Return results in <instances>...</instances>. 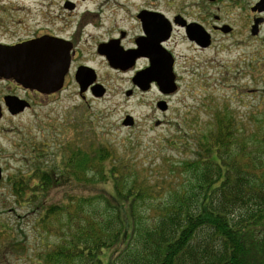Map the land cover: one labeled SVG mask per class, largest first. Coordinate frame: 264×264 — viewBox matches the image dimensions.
<instances>
[{
  "label": "trees",
  "instance_id": "1",
  "mask_svg": "<svg viewBox=\"0 0 264 264\" xmlns=\"http://www.w3.org/2000/svg\"><path fill=\"white\" fill-rule=\"evenodd\" d=\"M243 121L225 106L205 131L170 141L185 159L162 182L129 156L132 146L117 156L91 131L77 129L49 163L33 147L29 173L14 184L40 241H58L39 254L43 264H104L106 250L110 264H264L255 236L264 228V117L251 129ZM86 189L95 194H69ZM53 191L66 197L56 202Z\"/></svg>",
  "mask_w": 264,
  "mask_h": 264
},
{
  "label": "rangeland",
  "instance_id": "2",
  "mask_svg": "<svg viewBox=\"0 0 264 264\" xmlns=\"http://www.w3.org/2000/svg\"><path fill=\"white\" fill-rule=\"evenodd\" d=\"M65 1L6 0V3L14 16L22 21L19 36L23 38L39 31L68 38L80 31L78 27H84L79 53L82 62L96 72L106 94L102 98L88 96L83 100L72 78L65 90L48 104L44 103L35 115L26 114L11 122L17 130L4 144V149L9 151V157L3 161L6 178L11 180L29 173L27 160L33 147L45 149L51 155L49 163L55 160L53 157L61 142L74 137L77 129H83L91 131L95 140L99 137L110 144L117 156L124 157L132 146L133 152L129 156L143 161V167L151 177L162 182L170 166L175 167L185 159L184 152L173 149L169 142L188 138L194 129L205 131L216 109L232 108L244 119L243 124L248 129L264 117V27L255 36L252 33L249 36L248 32L241 35V21L235 11L226 19L239 26L231 37H217L215 44L207 50H198L187 41L179 43L176 47L178 91L165 99L168 110L163 112L157 107L161 97L156 91L127 96V92L134 89L131 83L134 71H112L95 54L98 43L116 37L119 29L123 28L131 36L137 34L132 16L137 10L134 5L141 6L143 1L69 0L75 5L73 11L64 8L68 3ZM13 8L20 10L13 12ZM67 23L72 27L69 28ZM178 39L182 40L183 36L179 35ZM127 116L134 119L132 127L123 125ZM58 193L53 191L51 196L55 197L54 201L61 202L66 195L62 191ZM69 194L90 196L95 192L86 189ZM30 210L20 212L22 216L26 215L24 231L28 247L23 260H11L12 264H43L39 254L58 244L55 238L48 236L45 237L47 248L40 241L38 232L33 229L36 216L33 213L29 216ZM259 230L255 236L264 243V228ZM112 254V250L103 252L104 264H110Z\"/></svg>",
  "mask_w": 264,
  "mask_h": 264
},
{
  "label": "flooded vegetation",
  "instance_id": "3",
  "mask_svg": "<svg viewBox=\"0 0 264 264\" xmlns=\"http://www.w3.org/2000/svg\"><path fill=\"white\" fill-rule=\"evenodd\" d=\"M69 0H66L68 2ZM141 6L137 8L132 16L135 22L137 34L131 36L126 30L119 29L116 37L110 38L108 42L98 43L96 57L107 64L112 71L126 72L134 71L131 80L134 93L148 94L156 91L161 97L160 102L172 95H165L161 92L158 84L152 82L148 91H143L140 81L134 82L137 75L153 66L154 54L149 52L150 46L159 47L160 51L157 62L166 65L172 57L174 61V72L177 74L179 56L176 47L185 41L198 50L210 49L215 44L217 37L227 38L234 35L238 30L237 26L226 19L236 11L237 18L241 21L243 33L253 32V27L258 23V34L264 27V0H142ZM68 2L64 8L68 11L75 9L74 4ZM121 4V3H120ZM20 9L13 8V12ZM237 24V23H236ZM22 21L14 16L6 0H0V47H16L22 43L42 39L44 37L59 38L70 42L71 68L65 78L63 92L68 81H73L78 86L79 96L86 100L88 96L96 98L103 89V84L96 79L87 91L81 94L80 84L76 80V73L80 67L91 66L82 62L78 45L84 33V27H78L79 32H74L68 38L57 35L53 32L39 31L36 35L28 38L19 36L22 31ZM67 26H72L67 23ZM239 27V26H238ZM67 28V27H66ZM82 31V32H81ZM201 31L205 34L201 36ZM183 36L182 40L178 36ZM210 42L209 47L204 43ZM107 45V46H105ZM101 46H105L102 48ZM102 49H101V48ZM112 51H116L115 63L117 66L128 67V69L113 68L108 57ZM73 76V77H72ZM97 76V75H96ZM98 78V77H97ZM100 85V86H99ZM44 94L38 90L27 88L14 79H8L0 75V264H12L11 260L20 262L27 250L24 225L26 215H21V210H26V192L17 188L14 179L6 178L3 161L9 157V151L4 149L7 137L16 132L11 122L26 114L35 115L38 110L55 99L59 93ZM106 94V92H105ZM131 95V96H132ZM167 103V102H166ZM17 145V144H15ZM16 147V146H15ZM33 215L30 212L29 216ZM12 218V219H11Z\"/></svg>",
  "mask_w": 264,
  "mask_h": 264
},
{
  "label": "water",
  "instance_id": "4",
  "mask_svg": "<svg viewBox=\"0 0 264 264\" xmlns=\"http://www.w3.org/2000/svg\"><path fill=\"white\" fill-rule=\"evenodd\" d=\"M203 32L201 31L202 37L206 34H203ZM252 34L254 36L258 34L257 22L253 27ZM203 45L207 48L210 46V42L207 41ZM71 50L70 42L51 37L28 41L16 47L2 46L0 47V75L8 79H14L27 88L38 90L44 94L61 92L64 88L65 78L71 68ZM149 52L154 54L153 66L140 72L134 82L140 81L143 91H148L150 84L156 82L163 94H175L178 91V84L172 57L168 55L170 60L164 65L157 62V57L161 52L159 47L150 46ZM111 55L108 59L113 68L128 69L133 67L117 66L115 63L116 51H112ZM96 79V72L92 68L80 67L76 73V80L80 84L81 94L85 93L88 87L95 83ZM105 92L103 89L95 94L96 98L104 97ZM131 95V91L127 92V96ZM159 109L163 112L167 111L168 104L160 102ZM123 125L132 127L134 119L127 116Z\"/></svg>",
  "mask_w": 264,
  "mask_h": 264
}]
</instances>
